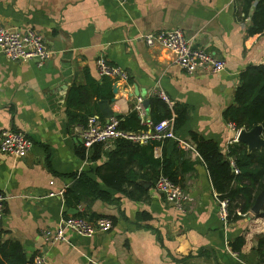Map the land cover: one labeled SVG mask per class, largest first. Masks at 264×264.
<instances>
[{"label":"crops","instance_id":"crops-1","mask_svg":"<svg viewBox=\"0 0 264 264\" xmlns=\"http://www.w3.org/2000/svg\"><path fill=\"white\" fill-rule=\"evenodd\" d=\"M244 6L245 0H0V24L36 30L51 51L50 59L39 65L36 60L9 59L0 49V192L7 197L1 239L19 240L29 257L43 252L52 264H260L257 234L264 230V222L261 230L255 226L248 233L241 252L233 250V240L256 225L254 213L223 221L217 191L199 154L175 139L161 141L152 152L154 159L175 158V150L182 149L192 163V169L180 175L190 196L184 210L156 188L150 180L152 170L148 165L139 168L138 159L127 168L148 174L147 179L138 176L137 186L116 191L95 173L108 162L107 151L114 146L92 160L96 144L86 149L81 138L87 124L70 123L67 113L71 87L79 85L87 102L74 111H91L107 120L98 105L106 98L100 96L105 77L96 65L97 58L105 56L129 73L126 82L110 78L112 92L113 86L118 88L111 102L118 116L128 114L134 105L146 124L174 122L175 105H184L188 119L175 132L177 137L189 142L191 131H197L229 151L239 132L229 126L224 112L233 102L240 73L264 63V31L250 33L253 8L246 13ZM175 28L194 45L225 59V68L189 74L172 50L150 46L141 38L143 33ZM157 95L173 116L153 122L150 99ZM139 99L144 112L136 108ZM6 129L33 139L27 155L15 157L1 150ZM181 160L176 159L175 169L181 170ZM84 172L113 200L95 198L88 191L84 200L68 205L64 193ZM68 215L108 217L113 227L93 236L68 229L67 239L50 243L43 231L55 230Z\"/></svg>","mask_w":264,"mask_h":264},{"label":"trees","instance_id":"trees-1","mask_svg":"<svg viewBox=\"0 0 264 264\" xmlns=\"http://www.w3.org/2000/svg\"><path fill=\"white\" fill-rule=\"evenodd\" d=\"M253 8L251 13L250 33H261L264 31V0H245L244 9L246 13ZM105 90L100 96L112 97V80L104 78ZM83 86L73 85L68 99L67 113L70 123L87 124L88 117L95 113L89 111L79 114L74 111L76 107H83L87 102L84 98ZM174 130L181 128L188 119V109L184 105H175ZM168 103L159 95L150 99L151 120L157 122L164 118H171L173 115ZM224 116L228 122H233L237 129H251L256 124L264 121V63L253 65L240 73V82L235 90L232 104L225 110ZM119 128L126 131H140L148 128L139 112L132 105L131 111L125 115H119ZM165 139V140H169ZM164 140V141H165ZM177 141V140H175ZM161 141H151L146 146L129 138H118L114 143V148L108 150V162L100 164L96 168L98 178L108 187L116 191H123L125 185H138V176L147 179L148 174L135 172L132 167L127 168V164L138 159V167L143 168L148 165L152 170L150 180L156 183L161 175H166L175 183L183 187L181 173L192 169V163L185 158V151L175 150L176 157L153 158L152 152L155 146ZM192 143L201 158L205 162L213 185L221 198H228V221H237L243 216L250 214L257 194L264 187V148L255 149L249 152L245 142L237 141L229 146V151H223L221 145L214 139H209L197 131H191ZM178 143V142H177ZM177 143H175L177 145ZM91 155L92 160L101 158L106 152L103 144H96ZM145 150L147 154L140 151ZM85 152L81 148V154ZM139 153V154H137ZM182 158L181 170L175 169L176 159ZM233 158L240 168V173L236 174L231 165ZM185 168H183V166ZM108 172H103V169ZM91 191L95 198L105 201H112L111 194L100 187L98 181L87 173H81L75 181L66 189L64 196L68 205L84 200L85 194ZM83 216V215H81ZM264 218V208L254 214V222L239 237L232 242L233 250L241 252L243 245L247 241V235L255 226L262 229L260 219ZM263 226V225H262ZM0 231V264H33V256L29 257L23 244L16 239H1ZM259 237V262L264 264V230L257 234Z\"/></svg>","mask_w":264,"mask_h":264},{"label":"built area","instance_id":"built-area-1","mask_svg":"<svg viewBox=\"0 0 264 264\" xmlns=\"http://www.w3.org/2000/svg\"><path fill=\"white\" fill-rule=\"evenodd\" d=\"M141 38L150 46L162 45L172 50L176 55L177 62L189 74L202 70L220 72L226 66L225 59L215 56L204 46L194 45L192 39L188 38L180 28L143 33ZM0 49L9 59L36 60L39 65H44L51 57V51L47 48L43 35L32 28L21 31L0 24ZM96 65L97 72L102 77H109L117 82L129 80L127 70L118 64L111 63L105 56L98 57ZM160 95L167 100L166 95L162 91ZM136 108L140 112H144L145 108L141 99L138 100ZM229 126L237 130V132L240 131L233 122H229ZM122 137L136 142L175 139L181 146L190 148L197 155L199 154L192 143L177 137L173 119H164L157 123L149 122L148 128L144 130L126 131L119 128V119L117 117L103 120L100 115L93 114L88 117L87 125L81 131V138L86 149L92 148L95 144H103L105 149H109L114 146L118 138ZM33 144V139L22 131L6 129L2 133L1 150L15 157L27 155ZM231 165L234 172L239 174L240 168L233 158H231ZM155 186L178 209H185V203L190 196L189 192L180 184L175 183L166 175H161L157 179ZM217 198L220 216L224 222H228L230 201L228 198H221L218 192ZM6 199L5 194L0 192V219L3 218L5 213ZM112 227L113 222L108 217L101 216L89 219L84 216L68 215L61 219L55 230L45 229L43 234L50 243H56L59 240L67 239L66 231L68 229L81 235L93 236L97 233L107 232ZM33 264H52V262L45 253L38 252L33 256Z\"/></svg>","mask_w":264,"mask_h":264},{"label":"water","instance_id":"water-1","mask_svg":"<svg viewBox=\"0 0 264 264\" xmlns=\"http://www.w3.org/2000/svg\"><path fill=\"white\" fill-rule=\"evenodd\" d=\"M118 88L113 86V93H117ZM115 101V96L111 98H103L98 100V105L100 112L103 117L109 119L111 117H117L118 113L112 111L111 109V102ZM148 101H145V105L147 106ZM148 107V106H147ZM238 141H243L246 143L249 152H252L255 149H262L264 148V121L262 123L256 124L251 129L242 128L238 134ZM264 208V187L263 189L257 194L254 204L252 206L251 211L254 214L260 213ZM3 220L0 219V223Z\"/></svg>","mask_w":264,"mask_h":264}]
</instances>
